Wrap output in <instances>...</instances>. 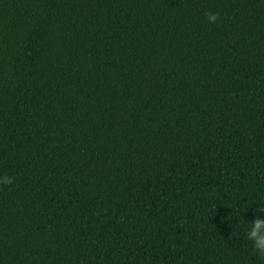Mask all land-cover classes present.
I'll use <instances>...</instances> for the list:
<instances>
[{"label":"trees","instance_id":"16d2710c","mask_svg":"<svg viewBox=\"0 0 264 264\" xmlns=\"http://www.w3.org/2000/svg\"><path fill=\"white\" fill-rule=\"evenodd\" d=\"M3 174L0 264H264V0H0Z\"/></svg>","mask_w":264,"mask_h":264},{"label":"clouds","instance_id":"9594fccd","mask_svg":"<svg viewBox=\"0 0 264 264\" xmlns=\"http://www.w3.org/2000/svg\"><path fill=\"white\" fill-rule=\"evenodd\" d=\"M204 18L208 24L217 22L218 13L214 11H205ZM14 177L3 174L0 175V184L12 185ZM257 211L264 213V209L257 207ZM244 239L250 242L251 248L256 255L264 258V214L250 220L249 226L244 230Z\"/></svg>","mask_w":264,"mask_h":264}]
</instances>
